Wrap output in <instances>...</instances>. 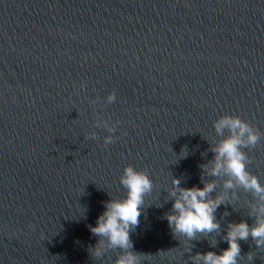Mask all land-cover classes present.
Masks as SVG:
<instances>
[{
  "label": "water",
  "instance_id": "obj_1",
  "mask_svg": "<svg viewBox=\"0 0 264 264\" xmlns=\"http://www.w3.org/2000/svg\"><path fill=\"white\" fill-rule=\"evenodd\" d=\"M225 115L258 137L239 150L264 187V0H0V264L219 254L229 224L264 220V193L211 175ZM126 167L151 189L121 249L89 226L126 196ZM210 182L219 228L174 235L178 189ZM238 243L237 264H264V245Z\"/></svg>",
  "mask_w": 264,
  "mask_h": 264
},
{
  "label": "clouds",
  "instance_id": "obj_2",
  "mask_svg": "<svg viewBox=\"0 0 264 264\" xmlns=\"http://www.w3.org/2000/svg\"><path fill=\"white\" fill-rule=\"evenodd\" d=\"M214 127L218 133L226 128L230 134L213 149L217 163L213 166L211 175H218L221 167H225L231 177L245 188H251L255 193H264V187L245 171L244 156L239 150L240 146L244 145L245 137L248 144L255 145L258 137L252 128L239 117L228 115L216 121ZM221 158L223 165L219 162ZM120 182L127 189L126 196L123 199L106 201L105 210L97 217L95 225L89 226V230L97 237H106L112 246L126 249L131 245L129 229L139 223L143 196L151 189V182L143 172L134 171L131 167L124 169ZM173 184L178 186L179 181L174 179ZM231 186V181L225 182V187ZM213 188L214 184L210 182L202 188L193 186L178 189L179 195L172 203L174 214L166 217L174 235L179 232L192 238L196 232H211L219 228V224L214 222L213 212L222 201L219 197L206 199V195L212 192ZM261 212L264 213V208ZM249 236L257 248L264 245V220L257 218L251 227L244 221L229 224L226 232L228 247L222 249L219 254L211 251L197 253L196 259H202L203 264H237L236 258L240 255L238 240L246 241ZM115 264H136V255L129 252L118 258Z\"/></svg>",
  "mask_w": 264,
  "mask_h": 264
}]
</instances>
